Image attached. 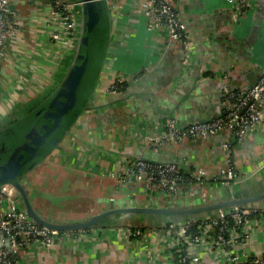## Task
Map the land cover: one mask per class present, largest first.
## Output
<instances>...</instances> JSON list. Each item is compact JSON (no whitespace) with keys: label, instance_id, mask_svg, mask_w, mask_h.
Segmentation results:
<instances>
[{"label":"crops","instance_id":"obj_1","mask_svg":"<svg viewBox=\"0 0 264 264\" xmlns=\"http://www.w3.org/2000/svg\"><path fill=\"white\" fill-rule=\"evenodd\" d=\"M12 6L22 32L15 40L16 61L8 59L0 64V115L35 99L58 80L72 57L66 47L50 41L48 0L34 4L16 0ZM174 8L186 25L193 45L188 74L181 65L180 45L169 40L166 29L146 28L137 0H117L116 9L110 11L112 36L93 104L101 105L116 93L117 103L82 115V119L79 117L70 135L60 142L57 154L53 152L58 157V168L51 171L77 186L74 196L89 190L96 193L97 205L132 196L139 200L155 197L142 184L125 189L118 178L111 176L123 173L127 156L139 154L156 162L186 163L190 173L202 169L209 177H215L230 162L238 173L231 185L232 192L256 178L242 177L241 173L250 175L257 163L264 162V123L243 143L232 145L230 154L221 148L225 138L222 134L199 140L184 139L175 144L163 140L161 146L154 141L163 139L165 117L181 122L208 121L224 111L221 100L225 84L241 91L256 84L264 70V0H248L239 17L225 0H175ZM116 86L114 92L111 88ZM111 110L117 113V123L108 125L94 120L95 113L107 115ZM79 128L85 133L78 143H73L71 137L76 134L73 130ZM262 174L264 167L255 172ZM225 189L226 185L210 178L209 197ZM108 190L110 195L106 197L103 192ZM103 209L107 208L101 206ZM74 211L54 218L83 217L81 212ZM126 226L96 227L63 245L22 249L15 264L171 262L166 245L156 233L152 235L155 231L151 229L162 230L161 227L149 228L147 236L136 240ZM245 231L250 234L249 239L241 246H234V252L264 255V221L250 225Z\"/></svg>","mask_w":264,"mask_h":264},{"label":"built area","instance_id":"obj_2","mask_svg":"<svg viewBox=\"0 0 264 264\" xmlns=\"http://www.w3.org/2000/svg\"><path fill=\"white\" fill-rule=\"evenodd\" d=\"M14 1L16 0H0V60L16 61L13 50L15 40L22 29L17 20V11L12 6ZM18 1L34 4L39 0ZM48 1L51 6L47 26L50 41L56 45H63L68 49L67 53H71L76 36L75 8L79 3L71 0ZM105 1L113 12L117 7V0ZM137 1L143 11L146 28L166 29L169 40L180 45L181 65L188 74L193 45L186 25L174 8L175 0ZM225 1L239 17L243 14L248 0ZM116 87L111 89L117 92ZM221 104L223 114L205 122H181L175 118L165 117L163 139L155 140L154 144L161 146L163 140L175 144L184 139L199 140L223 133L225 138L221 142V148L230 154L232 145L243 143L263 126L264 70L256 84L245 91L230 88L225 84ZM153 140L150 139L149 142ZM124 167L122 174L111 175L116 180L118 178L123 188L128 189L136 184H142L147 193L167 202L179 199L180 196L208 198L210 178L211 181L221 182L227 189L232 190L230 182L238 177L235 167L230 162L220 169L215 177H209L204 170L197 169L190 173L189 178H185L183 171L187 169L186 163L182 165L127 159ZM263 167L264 162H259L252 174L241 173V176L252 178L255 172H259ZM185 181L189 184L183 189L181 185ZM258 221H264V209L257 211L233 208L194 221L169 224L162 228L164 238L167 240L166 248L171 254V262L168 264H175L173 254L180 255L178 264H264V255L258 256L248 252L240 254L232 249L249 239L250 234L245 229ZM147 231L149 230L129 232L133 239L139 240L148 235ZM85 233L86 231L59 232L38 226L20 208L14 188L10 185L0 187V264H15L22 249L32 246L50 248L63 245Z\"/></svg>","mask_w":264,"mask_h":264},{"label":"water","instance_id":"obj_3","mask_svg":"<svg viewBox=\"0 0 264 264\" xmlns=\"http://www.w3.org/2000/svg\"><path fill=\"white\" fill-rule=\"evenodd\" d=\"M71 1L79 4L75 8L76 36L73 50L70 53L72 56L71 61L67 68H72L80 73L71 90L70 97L60 111L56 122L51 127L50 121H44V119L56 95L63 91L65 77L67 78L64 72L67 68L63 72L64 77H59L51 85V89L42 95V104L25 114L13 109L11 111L12 116L14 114L13 118L0 120V187L10 185L14 188L16 199L24 214L40 227L65 232L88 231L96 227H107L109 222H129L130 224H126L128 229L130 226H140L135 221H142L146 228H163L169 224L194 221L212 216L219 211H227L233 208L257 211L264 209V176L260 182L254 183L255 179L260 177V175H254L256 178L252 179V182L245 183V190H240L237 193L236 189H233V192L225 189L224 192L216 193L206 199H172L167 202L157 197L139 200L132 196L122 201L109 200L107 209L81 219L58 220L53 217L48 220V217H44L38 211L34 198L30 195V182L27 179V173L35 169V167H39L51 153L59 149V144L64 137L70 135L69 131L72 125L69 118L76 109L83 110L79 116L81 117L84 112L96 111L107 105L117 103L116 93L111 95L113 97L109 96L108 98L110 99L107 102H103L98 106L93 105L97 82L104 68L112 36L109 5L105 0ZM86 16L87 21H85ZM85 24H87V29H85ZM84 32L88 36L87 39L82 38ZM105 35L107 36L106 38ZM83 43L87 47L85 57L80 55ZM228 87L230 86L228 85ZM57 104L58 106L61 105L62 99ZM153 107L156 109L154 103ZM116 114L115 111L111 110L107 115L99 114V117L106 124L112 125L117 123ZM96 116L95 113V118ZM23 117L24 119H22ZM38 122L41 128L37 136L45 138L30 153L28 149H25L28 132ZM18 155L24 159L20 160ZM127 157H129V160L157 163L156 161L147 160L141 154ZM222 193H224L223 197L220 195ZM177 203L180 204L177 205Z\"/></svg>","mask_w":264,"mask_h":264},{"label":"rangeland","instance_id":"obj_4","mask_svg":"<svg viewBox=\"0 0 264 264\" xmlns=\"http://www.w3.org/2000/svg\"><path fill=\"white\" fill-rule=\"evenodd\" d=\"M88 113L89 112H84L83 116ZM73 125L71 126V129ZM82 126H84V124H82ZM74 131L76 134L72 135L71 138H73V143H78V141L83 138V134L85 132L81 128L78 130H73V132ZM93 143L96 144L97 142L93 141ZM54 153L56 155L57 151ZM54 153H52L53 157L49 156L39 167H35V169L31 170L26 175L28 181L30 182V187H32L30 195L32 198H34L35 206L38 208V211L44 217H48V220H51L53 217L57 218L61 216H68L69 213H72L74 210H76L74 213L81 212L83 217H87L95 213H99L101 211V206H103V208H107L105 205H108V203L102 202V205H97L95 198L96 193L89 190H84L85 194L81 196L73 195L77 192V190H75L77 186L75 184L73 185L71 181L67 180L66 178H63L57 173L52 172L58 168L56 163L58 161V157H54ZM101 189V191H104L103 188ZM46 190H51V192ZM103 194L104 196L108 197L110 192L108 190L103 192ZM180 199H187V197L180 196ZM66 200H68L67 203ZM125 223L130 224L129 222ZM151 230L155 231L152 233V235L156 233L159 236V240L164 245H167V240H165L163 234L164 232L162 230ZM149 237H151V234H149Z\"/></svg>","mask_w":264,"mask_h":264},{"label":"trees","instance_id":"obj_5","mask_svg":"<svg viewBox=\"0 0 264 264\" xmlns=\"http://www.w3.org/2000/svg\"><path fill=\"white\" fill-rule=\"evenodd\" d=\"M85 21H87V16L85 17ZM85 29H87V24H85ZM107 36L105 35V38H106ZM82 38L83 39H87L88 38V36L85 34V32L83 33V36H82ZM86 52H87V47H86V45L83 43L82 44V47H81V52H80V55H82L83 57H85V55H86ZM3 62H5V61H3ZM79 73L80 72H76V71H74L72 68H67L66 69V71L64 72V75L66 74V76H67V78L65 77V82H64V84H63V91L62 92H60L58 95H56V97L54 98V101L52 102V104H51V106H50V108H48V110H47V114H46V116H45V121L46 120H49L50 121V125H51V127L54 125V123L56 122V120H57V118H58V116H59V113H60V111L62 110V108L65 106V104L67 103V101H68V99H69V97H70V94H71V90L73 89V87H74V83H75V81L77 80V78L79 77ZM64 75H63V73H62V75H60L59 77H61V78H63L64 77ZM59 79V78H58ZM115 88V87H114ZM124 89V87L123 88H118V91H122ZM116 91H117V87H116ZM62 99V104L61 105H59L58 106V101L59 100H61ZM83 112V110H81V109H76L75 111H74V113L70 116V118H69V121H70V124H73L75 121H76V119L81 115V113ZM223 114V113H222ZM37 122V121H36ZM40 128H41V125L39 124V122L38 123H36V125L34 126V127H32V128H30V130H29V132H28V136H27V143H26V145H25V149H28L29 151H30V153L32 152V151H34L38 146H39V144H41V142L43 141V139L45 138V137H38L37 136V133H38V131L40 130ZM223 135V133H218V134H216V135ZM19 156V155H18ZM19 159L21 160V159H24L23 157H21V156H19ZM36 163V162H35ZM34 163V164H35ZM33 165V164H32ZM183 174H184V177L185 178H189V176H190V172H189V170H184L183 171ZM264 175L262 174V175H260V177H257L258 179H255V181H254V183L255 182H260V180H261V178L263 177ZM231 184H234V180H232L231 182H230ZM188 184H189V182L188 181H185V182H183L182 183V187H186V186H188ZM246 188H245V184L244 185H239L238 187H237V189H236V192L238 193L240 190H245ZM222 197H223V195H224V193H222V194H220ZM181 203V202H180ZM180 203H177V205L178 204H180ZM182 204V203H181ZM138 223V224H140V226H138V227H136V226H130V228H129V230L130 231H132V232H136V230H139V231H141V232H143V231H145V230H148L149 228L151 229V228H155V227H145V224L144 223H142V221H135V223ZM108 225H107V227L108 226H113V227H120V226H124V225H126V223L125 222H123V223H121V222H109V223H107ZM230 227V226H229ZM162 228V227H161ZM174 255V257H173V263H175V264H178V262H179V257H180V255L178 254V255H176V254H173Z\"/></svg>","mask_w":264,"mask_h":264},{"label":"flooded vegetation","instance_id":"obj_6","mask_svg":"<svg viewBox=\"0 0 264 264\" xmlns=\"http://www.w3.org/2000/svg\"><path fill=\"white\" fill-rule=\"evenodd\" d=\"M3 61H5V60H0V64L3 62ZM51 86H48V87H45V89H43L40 93H39V95L35 98V99H32V100H30L29 102H27L26 104H24L23 106H21V107H17V108H15L14 110L15 111H19L20 113H22V114H25V113H27L28 111H30V110H34L38 105H40V104H42L43 102H42V95H44V93H47L51 88H50ZM94 105V104H93ZM100 110V109H99ZM99 114L100 113H97L96 115V118L94 119L97 123H99L100 121H103L102 120V118L101 117H99ZM93 115V114H92ZM14 117V114H13V116H12V113H11V111H8V112H6V113H4V114H2V115H0V120H5L6 118H8V120H10L11 118H13ZM22 119H24V117L22 118ZM44 121H45V119H44ZM103 122H105V121H103ZM74 124V123H73ZM73 124H71V125H73ZM68 135H66L65 137H67ZM52 155V153L50 154V156ZM32 187H30V193H31V189Z\"/></svg>","mask_w":264,"mask_h":264}]
</instances>
